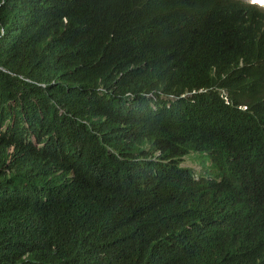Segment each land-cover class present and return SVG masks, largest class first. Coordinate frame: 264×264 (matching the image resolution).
<instances>
[{"label":"trees","instance_id":"1","mask_svg":"<svg viewBox=\"0 0 264 264\" xmlns=\"http://www.w3.org/2000/svg\"><path fill=\"white\" fill-rule=\"evenodd\" d=\"M232 2L0 0V264H264V76L184 94Z\"/></svg>","mask_w":264,"mask_h":264},{"label":"clouds","instance_id":"2","mask_svg":"<svg viewBox=\"0 0 264 264\" xmlns=\"http://www.w3.org/2000/svg\"><path fill=\"white\" fill-rule=\"evenodd\" d=\"M219 20L232 28L234 39L226 49L235 52L236 61L226 67L204 62L206 69H196L200 81L209 88L184 94L186 98H191L193 95L210 91L206 102L216 100L229 102L226 99V91L237 90L247 100L250 94L263 89L258 84L264 76L261 69L264 64V0H234ZM186 66L178 67L187 70ZM176 99L171 98V100ZM7 102H22V100L14 96Z\"/></svg>","mask_w":264,"mask_h":264},{"label":"rangeland","instance_id":"3","mask_svg":"<svg viewBox=\"0 0 264 264\" xmlns=\"http://www.w3.org/2000/svg\"><path fill=\"white\" fill-rule=\"evenodd\" d=\"M198 155L200 158L202 157L200 154L190 153L189 155L182 158V162L180 163V165L182 167L191 168L196 173L197 176L200 175L205 176L207 171L209 170L210 164L206 162L204 159H202L203 157L200 160Z\"/></svg>","mask_w":264,"mask_h":264}]
</instances>
